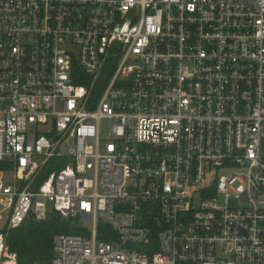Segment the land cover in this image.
<instances>
[{
	"label": "built area",
	"instance_id": "1",
	"mask_svg": "<svg viewBox=\"0 0 264 264\" xmlns=\"http://www.w3.org/2000/svg\"><path fill=\"white\" fill-rule=\"evenodd\" d=\"M51 211L34 264H264V0H0V264Z\"/></svg>",
	"mask_w": 264,
	"mask_h": 264
},
{
	"label": "trees",
	"instance_id": "2",
	"mask_svg": "<svg viewBox=\"0 0 264 264\" xmlns=\"http://www.w3.org/2000/svg\"><path fill=\"white\" fill-rule=\"evenodd\" d=\"M76 83L80 82L76 81ZM60 165L61 163L57 167L60 168ZM49 169L38 176V183L46 178ZM70 221L61 219L57 213L51 211L44 221L28 218L20 228L10 231L6 237V244L8 250L15 255L16 264L50 261L52 258V240L55 235H85L84 231L70 226Z\"/></svg>",
	"mask_w": 264,
	"mask_h": 264
},
{
	"label": "rangeland",
	"instance_id": "3",
	"mask_svg": "<svg viewBox=\"0 0 264 264\" xmlns=\"http://www.w3.org/2000/svg\"><path fill=\"white\" fill-rule=\"evenodd\" d=\"M101 126H102L103 131L106 132L107 128H108V122L107 121H103ZM65 152H66V149H65ZM3 216H4V221H5L6 214H3ZM3 222H1L0 228H1ZM70 226L78 227V228H81V229H89L91 227V224H90V222L82 224L79 221H73L72 220V221H70Z\"/></svg>",
	"mask_w": 264,
	"mask_h": 264
}]
</instances>
